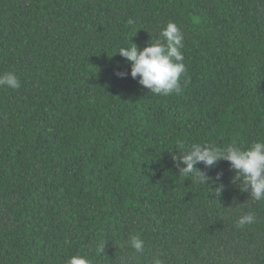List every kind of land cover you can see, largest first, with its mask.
<instances>
[{"label": "trees", "instance_id": "trees-1", "mask_svg": "<svg viewBox=\"0 0 264 264\" xmlns=\"http://www.w3.org/2000/svg\"><path fill=\"white\" fill-rule=\"evenodd\" d=\"M169 21L184 34L181 91L118 78L130 67L116 50ZM6 71L21 87L0 88V264H264V201L226 161L195 166L217 197L172 159L264 139V0H0Z\"/></svg>", "mask_w": 264, "mask_h": 264}, {"label": "clouds", "instance_id": "clouds-1", "mask_svg": "<svg viewBox=\"0 0 264 264\" xmlns=\"http://www.w3.org/2000/svg\"><path fill=\"white\" fill-rule=\"evenodd\" d=\"M184 34L174 22H167L158 33L157 38L150 39L143 48H138L134 43L127 47H119L114 54L125 58L130 67L129 73L115 72L118 78L130 75L132 79L148 92L169 96L181 91V78L186 76L187 68L184 63L182 49L184 48ZM113 54V55H114ZM185 85L187 80L184 81ZM21 87L20 78L14 71L0 73V88L12 90ZM183 147V146H182ZM173 162L179 170V174L191 177L192 182L209 188V192H215L219 197L223 186L213 188L206 172L196 168L197 164H203L205 168L214 167L218 161H226L230 170L234 171L232 183L236 184L241 192L248 193L249 199L255 202L264 201V139L251 142L247 146H240L235 141L223 147H217L210 143L196 142L184 148L180 155H172ZM181 165H183L181 167ZM220 173H217V181ZM254 212L241 215L236 221L237 228L251 225L255 222ZM104 242L96 245L98 252L103 253ZM127 247L136 254L144 253V241L139 235H130ZM139 260V256L131 258ZM63 264H92L87 257L77 253L67 256ZM131 264V261L129 262ZM151 264H164L158 256L152 258Z\"/></svg>", "mask_w": 264, "mask_h": 264}]
</instances>
